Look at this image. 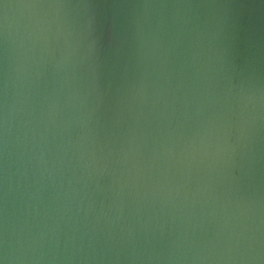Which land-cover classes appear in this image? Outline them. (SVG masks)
<instances>
[{
	"label": "water",
	"instance_id": "1",
	"mask_svg": "<svg viewBox=\"0 0 264 264\" xmlns=\"http://www.w3.org/2000/svg\"><path fill=\"white\" fill-rule=\"evenodd\" d=\"M0 264H264V0H0Z\"/></svg>",
	"mask_w": 264,
	"mask_h": 264
}]
</instances>
